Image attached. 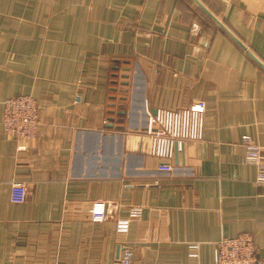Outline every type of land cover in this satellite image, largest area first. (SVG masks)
I'll use <instances>...</instances> for the list:
<instances>
[{"label":"crops","instance_id":"1","mask_svg":"<svg viewBox=\"0 0 264 264\" xmlns=\"http://www.w3.org/2000/svg\"><path fill=\"white\" fill-rule=\"evenodd\" d=\"M200 1L264 63V0ZM19 93L39 124L17 140L1 120ZM197 98L202 137L158 170L148 113ZM244 134L264 144V69L193 0H0V264H117L132 206L133 264H214L215 241L243 232L264 264V181ZM12 180L25 201H10Z\"/></svg>","mask_w":264,"mask_h":264},{"label":"built area","instance_id":"2","mask_svg":"<svg viewBox=\"0 0 264 264\" xmlns=\"http://www.w3.org/2000/svg\"><path fill=\"white\" fill-rule=\"evenodd\" d=\"M206 103L197 98L185 106L178 108H157L155 113H148L143 135L148 142L149 153L159 159L157 169L171 172L170 163L174 152L181 149L185 141L197 140L202 137ZM3 130L7 135L17 140L35 136L39 124L37 99L29 94H15L3 101L1 120ZM244 148V158L256 163V181H264V144L256 143L253 138L244 134L241 136ZM27 186L20 180H12L10 186V201L21 203L25 201ZM91 220L102 221L105 216V203L94 202L90 210ZM141 214L140 206H132L125 217L116 219L115 233L121 247L117 264H133L134 254L126 245V235L129 231V221ZM198 244H190L197 248ZM193 255H197L195 252ZM259 245L251 232H243L234 237L222 236L213 246L214 264H257Z\"/></svg>","mask_w":264,"mask_h":264},{"label":"water","instance_id":"3","mask_svg":"<svg viewBox=\"0 0 264 264\" xmlns=\"http://www.w3.org/2000/svg\"><path fill=\"white\" fill-rule=\"evenodd\" d=\"M197 6L212 19L237 45H239L250 57H252L263 69L264 63L256 57L253 52L221 21L219 20L200 0H193ZM119 249V248H118Z\"/></svg>","mask_w":264,"mask_h":264}]
</instances>
